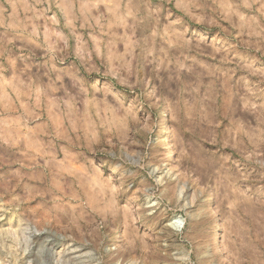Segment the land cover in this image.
Returning a JSON list of instances; mask_svg holds the SVG:
<instances>
[{
  "label": "rangeland",
  "instance_id": "rangeland-1",
  "mask_svg": "<svg viewBox=\"0 0 264 264\" xmlns=\"http://www.w3.org/2000/svg\"><path fill=\"white\" fill-rule=\"evenodd\" d=\"M0 264H264V0H0Z\"/></svg>",
  "mask_w": 264,
  "mask_h": 264
},
{
  "label": "bare ground",
  "instance_id": "bare-ground-1",
  "mask_svg": "<svg viewBox=\"0 0 264 264\" xmlns=\"http://www.w3.org/2000/svg\"><path fill=\"white\" fill-rule=\"evenodd\" d=\"M160 140H159V142H158V145H157V153L159 154V156L161 157V159H162V166H164L165 168H166V170H167V172L166 173H164V174H170V172L175 168V163H176V159H175V156L172 154V151H171V145H170V140H169V138H167L166 137V135H164V134H162L161 135V137L159 138ZM71 164V163H70ZM179 164V163H178ZM52 167V166H51ZM72 167V166H71ZM63 168H65V167H63ZM57 169V168H56ZM59 170H61V169H59ZM64 170V169H63ZM66 170H69V169H66ZM65 170V171H66ZM75 170V169H74ZM64 171V172H65ZM71 171H73L72 169H71ZM52 172H54V171H52ZM69 173H70V171H68ZM73 172H75V171H73ZM77 172V171H76ZM175 172V171H174ZM51 173V172H50ZM57 173V172H56ZM68 173V174H69ZM168 174V175H169ZM57 175V174H56ZM52 176V175H51ZM59 176V175H58ZM79 177V176H78ZM162 177H163V175L161 176V177H159L158 178V180L157 181H161V183H162ZM60 178H61V176H60ZM76 178V177H75ZM74 177H70V179L71 180H73V179H75ZM161 179V180H160ZM70 180V181H71ZM181 180V179H180ZM80 181V180H79ZM77 183V182H76ZM164 183V182H163ZM176 185V184H175ZM182 185V184H181ZM182 191V190H181ZM180 190H177V188L175 189L174 188V192H173V190H172V194H174V195H177V197H180V192H181ZM179 194V195H178ZM70 196H72V195H70ZM76 198V197H75ZM177 199H179V198H177ZM147 200H149V198L147 199ZM149 201H151V200H149ZM95 208V207H94ZM94 208H92L93 210H94ZM106 208V207H105ZM256 209V208H255ZM78 210V209H77ZM80 211V210H79ZM106 212V211H105ZM95 213V212H94ZM99 213H100V211H99ZM98 213V214H99ZM114 213V212H113ZM255 213L257 214L258 212H256L255 211ZM258 215V214H257ZM257 218H258V216H257ZM257 221V220H256ZM256 223V222H255ZM254 223V224H255ZM171 224L173 225V226H175L176 227V229H178L179 230V228H180V226H182V224L179 222V220H177V219H172L171 220Z\"/></svg>",
  "mask_w": 264,
  "mask_h": 264
}]
</instances>
